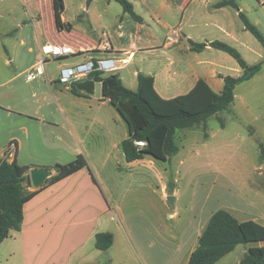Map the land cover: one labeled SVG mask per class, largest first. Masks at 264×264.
I'll use <instances>...</instances> for the list:
<instances>
[{
  "label": "crops",
  "instance_id": "1",
  "mask_svg": "<svg viewBox=\"0 0 264 264\" xmlns=\"http://www.w3.org/2000/svg\"><path fill=\"white\" fill-rule=\"evenodd\" d=\"M128 1L140 21L111 0H77L74 5L70 0H63L64 28L58 29L54 0H39V19L34 25L40 28L36 29L37 41L22 37L19 46L9 50L6 64L21 70L11 80L26 75L27 81L28 73L39 61L41 46L51 43L70 46L77 52L62 58L60 69L101 58L127 60L126 65L111 74H117L131 90H137L139 74H153L156 91L167 100L187 94L201 79L216 93L222 92L223 76L214 63L201 56L213 48L207 46L200 53L191 49V42L198 40L194 39L195 34L201 31L200 19L196 18L195 22L191 16L186 20L184 13L197 4L207 12V17L216 19L213 25L216 32L203 30L201 41L194 42L209 45L225 41L219 36L234 38L227 33L219 14L231 6L217 9L216 5L224 0ZM240 10L236 9L238 16ZM173 30L177 31L176 42L169 43L167 37ZM105 43L110 44V49H103ZM20 47H26L30 54L28 60ZM21 57L23 61L15 65V59ZM47 74L50 84L45 77L27 82L35 83L38 90L49 88L52 93L56 82ZM89 77L82 81L90 80ZM66 89L74 103L83 101L86 109L97 114L94 117L97 129L79 127L76 114L63 110L53 93L41 98L36 93L23 95L19 90L0 92V158L30 170H46L45 161L36 157L37 154L43 152L44 157L54 158L57 163L82 155L89 167L44 187L24 206L21 230L11 232L0 245V264H105L108 261L111 264H188L209 219L222 206L240 222L251 220L264 226V200L257 193L255 201L243 197L237 206H225L211 197L199 203L195 195L186 222H180V215L175 213L179 221L173 228L168 227L163 223L167 219L154 210L151 212L152 208L144 204L146 201L142 202V194L136 195L137 191H143L141 188L152 186L151 177L144 174L140 165L147 162L154 166L156 162L151 157L133 163L126 161L121 146L129 133L124 134V120L109 101L103 100L102 83L95 84L92 95L81 91L82 95L76 96ZM45 108L47 111H43ZM30 160L42 165L30 166ZM136 165L138 174L123 173ZM54 175L52 170L50 177ZM160 179L162 183L163 177ZM38 189L31 187L28 191ZM162 191L165 198L176 196L177 201L176 189L169 193V187L162 183ZM99 233L114 236V244L108 251L96 249L95 237ZM170 248L175 250L176 258H169ZM248 249L239 246L216 264H241ZM234 254L236 257L230 258Z\"/></svg>",
  "mask_w": 264,
  "mask_h": 264
},
{
  "label": "rangeland",
  "instance_id": "2",
  "mask_svg": "<svg viewBox=\"0 0 264 264\" xmlns=\"http://www.w3.org/2000/svg\"><path fill=\"white\" fill-rule=\"evenodd\" d=\"M70 1L74 5L77 0ZM235 2L249 22L264 37V0H235ZM38 6L39 0H0V92L9 93L19 90L23 95L36 93L41 98L53 93L63 110L76 114L75 121L78 122L79 127L84 130L97 129L98 126L94 123V117L97 114L86 109L83 101L74 103L66 87L57 82L62 59L52 58L45 65L50 78L56 82L52 86V93L49 88L38 90L35 83L26 81V75L15 81L11 80L21 70L16 71L14 65L6 64L10 57L9 50L17 48L18 41L22 37L37 41L36 31L40 28L38 25L34 26V22L39 19ZM193 8L196 9L194 12ZM235 12L234 7H227L226 11L219 13L223 17L227 33L234 36L233 39L226 35L219 36L225 40L219 42L235 48L249 65L261 63V71L250 81L237 86L236 99L230 109L210 117L206 122V127L200 125L194 129L178 131L176 143L180 151L176 156L167 162L154 159L156 162L154 166L147 162L140 165L144 174L151 177L152 186L141 188L143 191H137L136 195L142 194V202L146 201L144 204L152 208L151 212L154 210V213L158 212L159 216L161 214L167 219L163 223L170 228H173L174 224L179 221L175 213L180 215V222H186L195 195L199 203L211 197L212 200L215 199L225 206H237L243 197L247 196L255 201L254 197L257 193H260L264 200V162L259 160V145H264V47L249 31L245 30L241 19ZM206 14L207 12L197 4L184 13L186 20L191 16L195 17V22L196 18L200 19L201 31L195 34L194 39L198 40H193V42L201 41L203 30L216 32L213 27L217 22L216 19H210ZM181 15V13L177 15L176 21ZM29 46L30 44L27 43L26 47ZM26 47H20V49L28 60L30 54L26 52ZM201 56L203 60L214 63L218 73L223 77L237 78L243 75L235 59L222 51L211 49ZM21 61L23 57L16 58L15 65H19ZM106 76L108 75L103 74L102 77ZM152 77H154L153 74ZM221 121L224 128L221 126ZM124 122L122 123L123 131L127 135V125ZM206 134L208 138L205 137ZM40 154L36 157L44 160L45 169L49 170L56 165H65L74 161L72 156L63 160L64 162L57 163L54 158L44 157L43 152ZM28 163L30 166L42 165L37 160H30ZM121 169L124 170L123 167ZM130 172L138 174L139 166L136 165L131 170L123 171L124 174H130ZM160 177H163L162 183L169 187V193L173 189L178 192V199L173 204L165 198ZM220 209L228 210L224 206ZM254 245L258 246V244ZM176 257L175 250L170 248L169 258ZM235 257L236 254L231 255L230 258Z\"/></svg>",
  "mask_w": 264,
  "mask_h": 264
},
{
  "label": "trees",
  "instance_id": "3",
  "mask_svg": "<svg viewBox=\"0 0 264 264\" xmlns=\"http://www.w3.org/2000/svg\"><path fill=\"white\" fill-rule=\"evenodd\" d=\"M120 4L125 13L140 21L132 4L128 0H111ZM55 17L58 29L64 28L61 15L64 12L63 0H54ZM231 6L238 10L235 0H224L216 5L217 9ZM244 27L264 47V37L247 17L239 12ZM66 28H70L66 25ZM210 46L230 55L243 71L240 77H223L224 86L221 93H216L203 79L185 95L173 99L162 98L154 87V77L138 75V88H127L117 74L102 77L104 73H94L102 77V97L119 113L128 126L129 136L122 142V151L128 163L151 157L160 162H167L176 156L180 149L176 135L180 130L194 129L219 113L228 111L235 100L238 85L253 79L262 68V64L249 65L241 54L226 43L215 41L207 44L191 42L194 52H202ZM72 94L82 95L76 84L70 88ZM221 126L224 124L221 121ZM208 138V135H205ZM142 142L143 147L137 145ZM259 160L264 162V145H259ZM88 168L86 159L79 155L72 163L56 165L55 175L51 176L35 192L31 188L29 168L9 163L0 158V245L9 238L11 232H19L24 221V206L44 187L52 186L74 174ZM114 244L111 233H99L95 237V247L99 251H108ZM254 244H258L255 246ZM264 226L255 221L240 222L230 212L220 209L209 219L198 239L197 248L191 254L188 264H216L233 252L237 247H249L241 264H264ZM105 264H111L110 261Z\"/></svg>",
  "mask_w": 264,
  "mask_h": 264
},
{
  "label": "built area",
  "instance_id": "4",
  "mask_svg": "<svg viewBox=\"0 0 264 264\" xmlns=\"http://www.w3.org/2000/svg\"><path fill=\"white\" fill-rule=\"evenodd\" d=\"M33 21H35L33 19ZM36 22H34L35 25ZM177 37V31L173 30L167 37L169 43H175ZM110 44L105 43L103 45L104 50L110 49ZM77 52L70 46L66 45H54L51 43H45L41 46L40 59L34 68L28 73L27 81L33 82L40 77H45V80L50 84L51 80L48 78L45 65L47 62L54 58L56 60L62 59L66 56L75 55ZM127 64V60L118 61L115 58H101L97 60H89L85 63L77 64L73 67H63L59 70L58 82L66 88H71L73 85L88 78L94 73L111 74L120 69L123 65ZM97 66V69H94ZM137 145L143 147L145 144L142 142Z\"/></svg>",
  "mask_w": 264,
  "mask_h": 264
},
{
  "label": "water",
  "instance_id": "5",
  "mask_svg": "<svg viewBox=\"0 0 264 264\" xmlns=\"http://www.w3.org/2000/svg\"><path fill=\"white\" fill-rule=\"evenodd\" d=\"M94 69H97V66H95ZM103 78L100 76H95L93 79L81 81L76 84V89L79 91H83L88 95L94 94V88L96 83H102ZM50 178V172L47 170L42 169H32L30 170V183L31 186L34 188H40L44 185V183ZM168 201L170 203L175 202L174 197H168Z\"/></svg>",
  "mask_w": 264,
  "mask_h": 264
}]
</instances>
